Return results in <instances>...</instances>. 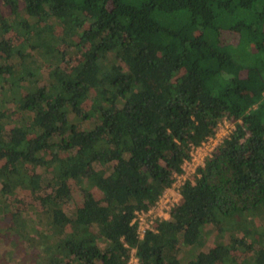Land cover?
<instances>
[{
    "label": "trees",
    "instance_id": "trees-1",
    "mask_svg": "<svg viewBox=\"0 0 264 264\" xmlns=\"http://www.w3.org/2000/svg\"><path fill=\"white\" fill-rule=\"evenodd\" d=\"M225 118L233 131L141 239L137 212ZM133 250L264 264V0H0V264Z\"/></svg>",
    "mask_w": 264,
    "mask_h": 264
},
{
    "label": "built area",
    "instance_id": "built-area-1",
    "mask_svg": "<svg viewBox=\"0 0 264 264\" xmlns=\"http://www.w3.org/2000/svg\"><path fill=\"white\" fill-rule=\"evenodd\" d=\"M234 128V123L230 122L226 118L221 121L216 134L204 142L199 148L194 149L191 161L185 164V174L176 175V181L172 187L166 190L164 195L161 196L154 207L148 211L137 212L133 223L137 224V232L141 239H143L148 232H157L158 224L162 221L170 220L171 211L175 209V206L178 205L182 199L180 191L182 186L187 181L194 183L192 177H196L198 175V170L205 165L207 158L213 155L215 149L233 131ZM135 253V250L131 252L132 257L127 264H132L134 259L136 264H139V259L135 256Z\"/></svg>",
    "mask_w": 264,
    "mask_h": 264
},
{
    "label": "rangeland",
    "instance_id": "rangeland-1",
    "mask_svg": "<svg viewBox=\"0 0 264 264\" xmlns=\"http://www.w3.org/2000/svg\"><path fill=\"white\" fill-rule=\"evenodd\" d=\"M221 129V128H220ZM222 129H225V128H222ZM24 194H25V192L24 191H20V194H19V196L22 198H24ZM78 196H79V194H78V189H75L74 190V199L77 201V200H79L78 199ZM22 208H24L25 209V211H27V210H29V211H31V208H33L34 207V204L33 203H31L30 201H25L24 203L22 202V206H21ZM197 250V249H196ZM132 264H136V261H135V259H134V261L132 262Z\"/></svg>",
    "mask_w": 264,
    "mask_h": 264
}]
</instances>
